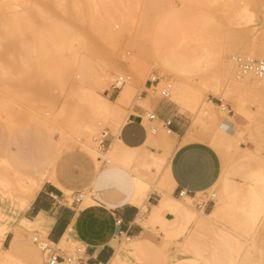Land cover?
Masks as SVG:
<instances>
[{"label":"rangeland","instance_id":"1","mask_svg":"<svg viewBox=\"0 0 264 264\" xmlns=\"http://www.w3.org/2000/svg\"><path fill=\"white\" fill-rule=\"evenodd\" d=\"M15 1L26 3V7L28 6L27 8L30 9L23 10H29L37 17L30 25L21 28L0 22V106L2 105L0 107V188H8L9 186L13 185L18 176H26L27 174H31L32 169L28 168V165L36 163V161L38 162L40 158H43V160H46L47 158L49 159V155L52 153L54 160L59 161L60 165L62 166L60 167V171L63 174L62 176L65 177L64 180L67 182L69 188H71L70 191H63L64 194L68 195L70 199H73L74 195L79 197L80 193H83L86 191V189H90V187H85L84 184L86 183L82 178H84L83 172L85 169H90L93 163L91 157H89L88 154L82 149V141L85 140V136L79 135L81 133L83 134L87 128L90 110L82 97L83 92L81 87H77V76L79 75L77 74L78 65L73 56L74 50L80 51L79 53L81 55L83 54V57L88 58V60H90L89 62L94 66L107 63L108 61H110L108 63L114 61L116 64L124 62L136 52V50L131 45H128L130 38H144V36L142 37L143 32H145L144 34H147L145 39L155 34L162 35L163 32L166 31L167 26L172 21V14L174 10L176 11V9H179L184 14L181 20L188 19L189 16L187 15L191 12L193 15H195L194 18L196 20L193 19V22H198L197 25L199 26V30L197 29L193 32V30L187 28V30H185V34L182 33L184 34V36L182 35L184 41L180 36L179 39H181L183 43L185 42L186 46L190 45L189 47L192 49H198L200 51L201 48V52H203V48L205 46H207L206 48H209V51L210 49H212L211 51L214 50L213 52L222 48L225 45L223 34L225 30H228V28H248L247 30L250 33L244 37L239 46L242 45L244 41H249L254 30L260 34L264 31V1L262 0H238L239 5L248 3V9H250L252 12H255H253L254 16L252 20H246L247 18L244 20V18H242L243 21H241L242 19L238 16H235L234 12L225 9L226 5L230 3V0H216L217 2L215 0H164V2L162 0H132L133 3L130 2L131 0H128L127 8L125 6L123 7L126 9L129 7L128 11L130 18L133 21L130 19L131 23L129 24L128 28H131H125L121 30V25H114L115 31L117 33L116 37H112L110 33L107 32V27H105L106 29L102 30L100 28L103 27L93 29L92 27H89L88 22L83 23L82 21L84 20L81 18L80 20L79 18H73L76 16H73L72 14L74 11L72 13H70L71 11L64 12L60 9H58V11L57 9L56 11L55 9L54 11L53 9L49 11L50 15H54V20L56 19L62 22L64 19H67L68 21L70 20V23L68 22L70 26L74 19V24L72 23L73 26L71 27L74 33H76V31L79 33L80 29H89V32H91V36H86L87 47L82 48V45L79 44V41H77L76 38H72L69 42L71 50H63L62 52L60 50L61 44H59L60 39L54 33L56 28L52 27L53 23L50 24V21L45 20L42 13H39L37 9H35L36 4L38 2H44V0ZM64 1L68 8H73L75 0ZM212 1L214 2L212 3ZM197 2L199 4H197ZM82 8L87 9L88 7L87 5H83ZM202 11L206 12L202 13ZM11 13H13L11 10H2L0 11V18L4 20L5 15H9ZM66 13L67 15L65 16ZM70 14H72V19L70 16H68ZM62 17L63 19H61ZM75 19H77V21ZM201 21H207V23H202ZM200 22L201 24H199ZM224 22H226V24ZM80 23L82 26L85 25L87 28L84 29L85 27H81L78 29L80 27ZM184 25L187 26V23H184ZM203 28L206 30L204 31ZM185 35L187 38H184L186 37ZM145 43L146 48H149L150 44L148 39H146ZM81 55L80 57H82ZM202 62L203 63L201 64H204L205 61ZM201 64L199 65V68L202 66L203 67L198 70L199 72H196V77L203 76V74H205L204 72H207V70H204V67L208 66L209 68V66H211V64L209 65L207 63H205L206 65ZM140 66H145L147 68V71L144 73V75L134 74L131 71H124L120 73L122 75L124 74L125 78H127L129 75L132 76L131 80L134 83L135 96L137 94H142L144 89H147L148 93L149 89L148 87H145V83L148 82L149 85H153L151 80L158 82L160 81L161 76H163V79L165 78L166 83L169 81L173 83L174 81L171 74H162L161 69L157 65H154V63L151 62L150 59H147V57L143 58ZM117 75L118 74L112 77V79L108 82V85L105 86L101 92L112 101L116 99L120 91V89H116L112 86L117 78ZM154 75L157 76L156 80H153ZM157 82H154V84L159 85ZM200 86L204 100H213L217 104L225 103L227 105V109L222 111H220L221 109H218L216 111L220 117L223 116L221 112H229L228 108L231 109L229 114L236 113L234 103L231 98L226 97L223 99L220 95L213 93L210 87L203 86L201 83ZM164 87L168 86L165 84H161L159 86L156 103H158L160 100H166L171 107L175 108L176 111H178L188 120L187 124L188 128L190 127L189 131L191 135L190 140L197 139L206 141L216 149L221 159L222 168L220 174L222 177L219 175L221 178L218 177V181H215V183L209 189L197 192L195 196L196 198L193 201L190 200V204L193 205V207L200 209L199 205L201 203L203 207L201 209L209 212L218 205L217 203L220 202L219 197L225 191V183H228L229 188H233L237 185L239 189H244L242 192L246 191L245 189L248 188V184L262 186L263 184L261 182L254 179L252 176V171H254V174L256 175L255 170L258 169L262 159L264 160V98H260L264 96H256V94L254 95L249 93L245 95L243 99L244 105L252 112V114L254 113L253 115L256 119L254 118L253 121H250V126L248 128L246 125H244L245 123L242 125L238 123V125H236L237 128L243 129L242 137L238 143L239 145L241 144L243 147L249 148L255 152V156L252 158L251 154L246 152L245 149L237 150L234 147L225 148L224 146L218 145L214 138L216 137V130L221 119H214L209 116H205L202 120L197 119L196 112L190 107V105L182 97L174 94L170 88L169 96L164 98L161 94V90L164 89ZM134 103L137 102L133 99L130 105ZM156 103H153V105ZM259 103L263 108L258 107L261 106ZM130 105L128 107H130ZM62 108L64 110V114L60 117L59 121L61 127L63 128L64 126L63 130H65V134L61 136L57 130H51L48 127L46 128L45 125L41 124L42 122L40 121H42L41 118L47 113H50L48 116L52 117L53 112H58ZM147 108L149 109L148 111H153V106H147ZM236 115V121L240 122L242 118L239 117L238 114ZM7 117L10 118H8L10 121L7 119ZM5 119H7L8 122ZM64 119H66V121ZM64 121L66 122V126L68 128L65 126ZM102 121V123H99L100 125L98 131L94 134L97 147H100L101 150L105 151L109 146L108 142L113 140V138H115V141L112 147L109 148L111 149L109 151L110 157L113 159V161L110 163L104 161L106 163H101L100 165L102 166H99V169L96 172L97 194L102 197V199L97 198L98 202L100 200L105 201L103 200V197L109 195L111 192H116L117 195L121 196L124 194V191H128L129 188L126 187V184H122L123 182L119 179V177L120 175H125L131 182L132 172H135L136 174L141 173L140 175H144V177H147L149 174L147 178H151L150 180L155 184L153 186L150 184L149 193L153 197H158L156 194L158 193L161 197V188L164 187L162 180L169 164L164 163L161 167H159L157 162L151 161L150 159H141L142 161L138 160L132 164L130 162V154H133L134 156L136 155L137 151L133 147L124 144L120 138V130L127 122L126 116H124V118L118 123L115 120L113 121L111 118H107L106 120ZM158 127H161L163 131L167 130L162 125V122L158 124ZM104 130L108 131L105 137L102 136V131ZM101 139L105 141L104 146L101 143L103 147L100 145ZM149 142L157 147H154V150L157 152L158 149H161L162 147L158 141V135L153 136L152 140ZM177 145H179V143H177ZM221 147L225 148V150H223V148L220 149ZM64 148L65 150L63 151L62 149ZM177 148H169V157ZM44 152L46 153L44 154ZM151 165H155L156 167H152ZM17 168L19 169L17 170ZM144 169H146L145 172ZM149 170L152 175H150ZM108 173L110 177H108ZM169 191L173 193L174 190L172 186L169 188ZM83 200L84 199L82 198L81 203H83ZM121 200H124V198ZM152 201H155V198H151L149 202ZM125 202L128 201L126 200ZM154 204L149 207L147 198L145 215L143 214L140 217V221L142 219L144 220V223L142 221H137L144 226L145 231L142 235L151 239L156 244L154 245L156 254L152 253L151 250H142L139 251V253H131L128 257L130 264H165L163 251L161 248H159L163 245L164 239L170 241L179 239L181 242L184 239V236L179 237L178 234L171 235L174 233L171 229V224L173 219L176 217L175 215H172L171 218H167L166 214H164L155 220L150 221V212ZM261 219L263 220V214L257 219L256 228H258H254L253 224L251 223L250 215L246 209H244L240 203L231 202L223 207V211L219 216V224L222 223L221 225H225L227 229L229 228L233 233L239 235H237L239 238L236 236L237 241L235 242L237 245H239L243 239H246L244 247L242 246V248L250 247V245H247V241L248 244L249 242L251 243V240L252 238L254 239V237L256 238L258 245L264 247V226H259L262 221ZM15 223L20 224L21 218L18 217ZM29 230L31 231V234L25 233V236L22 238V242L26 247L28 245L32 246L33 244L32 247L36 248L40 256V264H43L41 251L37 245H35L33 236L40 235L43 237L44 235L41 232L35 231L33 228H29ZM14 231L21 232L22 230L16 228ZM14 231L12 230L9 233V241H4L5 245L9 244ZM212 233L210 231L207 234L216 235L215 233ZM216 236L214 241H207V243L211 244L213 242L214 246L215 244H218L217 254L219 255L217 256L222 259L221 262L227 261L228 257L226 256H229L228 244L226 241H224L225 243H222L223 241L219 236L218 238L220 239L217 240L218 238ZM247 236L251 237V239H249ZM238 240L241 241L238 243ZM120 242L122 245L127 243L126 239H124V236L121 237ZM131 243L136 244V240L133 238ZM77 245L85 247L83 242L76 238V234H74L73 237H69L68 241H62L61 246L59 245V247H61L66 252H71ZM233 246H235V243ZM235 247L239 248L241 245ZM235 247L233 249H235ZM242 248L239 250L243 252L244 249ZM230 252L231 254H235L234 252L238 251L231 249ZM21 256L23 259H25L24 255Z\"/></svg>","mask_w":264,"mask_h":264},{"label":"bare ground","instance_id":"2","mask_svg":"<svg viewBox=\"0 0 264 264\" xmlns=\"http://www.w3.org/2000/svg\"><path fill=\"white\" fill-rule=\"evenodd\" d=\"M127 1L128 0H75L73 8L71 9L66 6L64 0H44V2H41L42 4L38 2L36 4L35 9H37L39 13H42L44 19L50 21V24L53 23L52 27L56 28L57 30H55L56 32L54 31V33L60 39V50L63 52V50H71L69 42L72 38H76V40L79 41V44L82 45V48L87 47L86 36H91V32H89V29H86L87 27L84 24V26H82L80 23V27L78 29H80L81 27H85L84 29L86 30L80 29L83 34L80 31L79 33H77V31L76 33H74L71 29V27L73 26L72 23L74 22V19L73 22L71 21L72 23L70 26V20L68 21L67 19H64L65 22L58 21L56 19L54 20V15H50L49 11H51L52 9L53 11L54 9L55 11L56 9L57 11L58 9H60L64 12L71 11L70 13L74 11L72 14L73 16H76L73 18H79V20L81 18L82 20H84L82 21L83 23L88 22L89 27H92L93 29L103 27L100 28L102 30L106 29L105 27H107V32L110 33L112 37H116L117 33L115 31L114 25H121V30H123L125 28H128L129 24L131 23L130 14L128 11L129 7L128 9H126L128 6ZM162 1L164 2V0ZM130 2H132V0ZM213 2L214 1H212V3ZM197 4L199 3L197 2ZM247 4L248 3L239 5L238 0H230V3L226 5L225 9L234 12L235 16H238L241 19L244 18L245 20V18H247L246 20H252L254 16V11L252 12L250 9H248ZM83 5H87L88 8H82ZM123 6H125L126 8ZM27 7L26 3H21L19 1L0 0V11H13V13L5 15L4 20L0 18V22L18 28L30 25L36 19L37 16L31 13L29 10H23L30 9ZM174 11L172 14V21L167 26L166 31H164L162 35L155 34L146 38L148 39L150 44L149 48H146L145 37H147V34H144L145 32H143L142 35V37L144 36V38H130L128 45H131L136 50V52L131 57L127 58L124 62L116 64L114 61L111 60V63H108L110 62L108 61L107 63L98 64L97 66H94L89 62L90 60H88V58L83 57V54L81 55L79 53L80 51L74 50L73 52V56L78 65L77 74L79 76H77V87H81L83 92L82 97L90 110L87 128L85 129V132L83 134H79L85 136V140L82 141V149L88 154L89 157H91L93 162L91 168H86L83 172L84 178L82 179H84L83 181H85L86 183L84 185L85 187L87 186V188L90 187V189H86V191L80 193L79 195V197H81V200L82 198L84 199L83 203H81L82 207L98 203L97 198L102 199V197L97 194L96 172L99 169V166H102L100 164H103L104 161H106L107 163L113 161V159L110 157L109 151L111 149L109 148L112 147L114 143H112L111 146L109 144L110 147L108 146L105 151L101 150L100 147H97L94 134L98 131L100 125L99 123H102V120H106L107 118H111L113 119V121L115 120L118 123L121 119L124 118V116H126V120H128V116L131 111L130 107L128 106L133 101V99L138 104H141L146 107H149L151 106V104L156 103V98L158 97V89L161 84H165L171 89L174 94L178 95L179 97H182L196 112L197 119L202 120L205 116H209L214 119H221L220 124L216 130V139L214 138L215 142L218 143V145L224 146L225 148L234 147L237 150L245 149L246 152L251 154L252 158L253 156H255L254 151L246 147L242 148L241 145H239L238 141L242 137L243 129L237 128L236 125H238V123H240L241 125L245 123L244 125H246V127L248 128L250 126V121H253V119L255 118L253 115L254 113L252 114V112L245 107L243 99L248 93L254 95L256 94V96H264V79L258 78L253 75L239 76L237 66L235 64V58L239 54L246 55L249 57H264V31L262 30L263 32L260 34L256 30H254V32L251 34L252 36L250 37L249 41L246 40L242 43V45L239 46V44L243 41L244 37H246V35L250 33L247 30L248 28H228V30L224 29L225 32L223 34V38L225 39V45L215 52H213L214 50L211 51L212 49H210L209 51V48H206L207 46H205L203 48V52H201L202 50L200 47L199 51L198 49H192L191 47H189L190 45L186 46L185 42L183 43V36L185 34V30H187L188 28L193 30L194 32L199 27L197 25L198 22H193V19L196 20L194 18L195 15H193L192 12H189L190 14L187 13V16L189 17L186 20L189 21H186L181 20L184 14L179 9H176L175 12ZM206 11H202V13ZM72 14L68 16H70L71 18ZM66 15L67 13L65 14V16ZM61 19H63V17ZM75 20L77 21V19ZM207 21L201 22L207 23ZM241 21H243V19ZM201 22L199 24H201ZM184 23H187V26H185ZM224 23L226 24V22ZM179 36L181 37V39H183V41L179 39ZM184 38H187V36ZM244 52L249 54H245ZM80 55L82 57H80ZM144 57L150 59V61L153 62L154 65H157L161 69L162 74H171L174 81L173 83H171L170 81L166 83L165 78L163 79V76H161L160 81L157 82V84L159 85L153 83V85L148 86L149 92L147 93V95L137 94L135 96L134 83L131 80L132 76L129 75L127 78H125L124 74L122 75L120 73L124 71H131L134 74L144 75V73L147 71V68L145 66H140L141 61ZM202 61H205L204 64H211L212 67L209 66V68L211 67L210 69L208 68V66L204 67V70H207V72H204L205 74H203V76L196 77V72H199L198 70L203 67L202 66L199 68V65L203 63ZM116 74H118L117 78L123 76L125 78V82L120 84L119 94L116 99L112 101L107 96L103 95L101 92L103 91L105 86L108 85V82L112 79V77H114ZM156 79L157 76L154 75L153 80ZM116 80L114 82H116ZM200 83L203 86L210 87L213 93L220 95L223 99H225L226 97L231 98L233 100L236 113L229 114V112H221L223 116L220 117L218 112L216 111L218 109H221L220 111L227 109V105L225 103L217 104L213 100H204L202 97V89ZM260 98L263 99L264 97ZM258 107L263 108L262 105ZM228 110L230 111L231 109L228 108ZM63 114L64 110L62 108L58 112H53L52 117L48 116L50 115V113L44 115V118L41 116L42 121H39L42 122L41 124H44L46 128L48 127L51 130H57L58 133L62 136L65 134V130H63L64 126L63 128L61 127L59 120L60 117L63 116ZM236 114H238V116L242 118L240 122L236 121ZM144 117L146 123L149 122L147 119V113ZM8 118L9 117H7V119ZM64 120L66 121V119ZM160 122L157 121V124L155 125H158ZM66 125L67 124L65 122V126ZM165 128L167 129L166 131H163L160 127L155 128L159 130L161 129V131L158 132V141L160 143V146H162L160 151L157 152L145 149V156L143 158L157 162L159 167H161L164 163L169 164L162 180V183L164 185V187L161 188L162 196L159 198L158 202L155 203L152 207V210L150 212V221H153L161 215L168 213H170L171 215H175L176 217L173 219L171 224V229L174 233H172L171 235L178 234L179 237L184 236L182 242L179 239H175L174 241L164 239L163 245L159 248H161V250L163 251L165 264H264V247L258 245L255 237L254 239L252 238L251 243L249 242L248 244L247 241V245H250V247L247 246L248 248H242V246L244 247L246 239L244 240L243 238H240L244 241L242 240V242H240L241 240H238V243L240 242V244L237 245L235 241H237L236 236L238 234L236 235V233H233L231 229H227L225 225H221L222 223L219 224V216L223 211V207H225L228 203L237 202L240 203V205L249 213L251 223L253 224L254 228H256V222L258 217L263 214V220L261 219L262 221L259 226H264V160L262 159V162L258 166V169L255 170L256 175L254 174V171H252L255 175L254 176L252 174V176L255 180L261 182L263 184L262 186L248 184V188L245 189L246 191L242 192V190L244 189H239L237 185L233 188H229L228 183H225V191L222 195H220V202L217 203L218 205L214 209L207 212L204 209H201L203 208L201 203V205H199L200 209H197L190 204V200L193 201L196 198V194L184 195L180 197L173 195V193L169 191V188L172 186L173 177L170 168L171 157H169L168 155V150L173 144V138L169 127ZM152 129L154 130L153 127ZM107 133V130L102 131V136H106ZM222 148L223 147H221L220 149ZM225 148H223V150H225ZM62 150L64 151L65 148ZM46 152H44V154ZM40 159L38 162L36 161V163H30L31 165H28V168L32 169V182L30 186L18 190L16 186L12 185V187H10L9 189L2 192L0 191V264H40V256L36 248L32 247L33 244L32 246L28 245L26 247L23 243H21L20 238L24 237L22 233L20 234L19 231L16 232L8 245L4 244L5 238L11 230H14L16 228L21 229L22 231H27L29 234H31L29 228H32L33 222L30 219L23 216L21 218L20 224H16L15 222L17 221L18 215L21 213V211L26 210V208L31 204V201L34 199L37 191H39L45 183H52L65 192L71 190L67 182L64 180L65 177L62 176L63 174L60 171V167L62 166L60 165L59 161L54 160L53 154L51 153L49 155V159ZM130 159V162L132 164L138 160H141L136 155L133 156V154H130ZM151 166L156 167L155 165ZM18 169L19 168H17V170ZM145 170L146 169H144V172ZM140 174L132 172L131 182L125 175H120L119 179L123 182V185L126 184V187H128L129 190H123L124 194L121 196L117 195L116 192H111L109 193V195L103 197V200H105V202L110 205L115 203H122L127 200L129 203L141 206V208L147 207V198H149L150 196L149 186L150 184H152V186L155 184L152 183V181L150 180L151 178H147L149 174L147 175V177H144V175ZM107 175L108 177H110L109 173ZM150 175L152 174L150 173ZM220 176L222 177L221 174ZM220 176L219 178H221ZM122 198H124V200H121ZM141 221L144 223V220L141 219ZM210 231L211 233H215L217 236L210 234L208 235L207 233ZM73 235L74 232L67 233L63 237L62 241L69 239V237H73ZM122 236H124V239L126 240L131 239V237L126 234H123ZM215 236L217 238L219 236L223 241L222 243H225L224 241H226L228 244L229 256H226L228 257L227 261L221 262L222 259L217 256L219 255L217 254L218 244H215L214 246L213 242L211 244L207 243V241H214ZM238 236L237 238H239ZM220 238H218L217 240H219ZM134 239L136 240V246L138 247L139 251L151 250L152 253H155L154 245L156 244L154 243V241L144 237L143 235L135 236ZM249 239H251V237H249ZM234 243L235 246L241 245V247L238 248L233 246ZM35 245L37 244L35 243ZM234 247L235 249H233ZM241 248L244 249L243 252L239 250ZM231 249L238 252H234L235 254H231ZM21 255H24L25 259H23ZM57 264L66 263L59 262ZM109 264H114V262L112 261Z\"/></svg>","mask_w":264,"mask_h":264},{"label":"crops","instance_id":"3","mask_svg":"<svg viewBox=\"0 0 264 264\" xmlns=\"http://www.w3.org/2000/svg\"><path fill=\"white\" fill-rule=\"evenodd\" d=\"M148 86L149 83L146 82L145 87ZM142 95H147V89L142 91ZM151 106H153L158 122L165 119L172 120L169 128L173 138L171 147L172 149L178 147L170 155L173 195H177L180 189H185L190 195L209 189L221 172L219 153L206 141L190 140L188 120L171 107L166 100H160ZM130 109L128 120L120 130V138L124 144L137 151L138 158L143 159L145 149L155 151L154 147L156 146L149 141L153 136L158 135L161 129H152V126L158 128V125H155L157 124L156 120V123L149 120L146 123L144 116L149 110L147 107L134 103ZM114 141L115 138L108 142V145L111 146ZM241 147L245 148L242 145ZM31 180V174L18 176L13 186L21 190L30 186ZM10 187L12 185L8 188L2 187L0 191H5ZM156 194L160 198V195ZM158 197H153L150 194L149 207L158 202ZM151 198H155V201L149 202ZM145 211L146 208L125 201L110 205L100 200L96 204L81 207V200L70 199L61 189L47 182L37 191L31 204L26 210L21 211L18 217L25 216L30 219L35 231L41 232L49 240L59 245L67 233L74 232L76 238L83 242L88 256L96 261H101L104 264H109L112 261L114 264H130L129 255L134 252L139 253L138 247L135 243H131V240L135 236L142 235L145 231L144 226L138 222L141 215H145ZM166 217L171 218L172 215L168 213ZM9 233L5 238L6 242L9 241ZM15 233L14 231L10 241ZM21 233L24 236L25 233L29 234L27 231H21ZM123 234L130 236L131 239L126 240L127 243L122 245L120 237ZM22 238H20L21 243H23ZM66 240L68 241V239Z\"/></svg>","mask_w":264,"mask_h":264},{"label":"built area","instance_id":"4","mask_svg":"<svg viewBox=\"0 0 264 264\" xmlns=\"http://www.w3.org/2000/svg\"><path fill=\"white\" fill-rule=\"evenodd\" d=\"M235 64L237 66L238 75H253L258 78L264 79V57H249L246 55H237L235 58ZM125 82V78L120 76L117 78L116 82L113 83V87L120 89V84ZM152 83L157 81H152ZM161 94L164 98L169 96V87H164V90L161 91ZM230 112V111H229ZM147 119L149 121L157 120L156 113L154 111L147 112ZM162 122V125L169 127L171 125V119H165ZM156 130L155 126H152ZM105 137V136H104ZM105 145L103 139L100 140V144ZM178 196L190 195L185 189H180L177 192ZM75 200L80 201L81 197L74 195ZM201 205V204H200ZM33 241L38 245L43 264H57L59 262H64L68 264H104L101 261H96L88 256L86 253V248L77 245L73 251L66 252L64 251L57 243L52 242L45 236L34 235Z\"/></svg>","mask_w":264,"mask_h":264}]
</instances>
